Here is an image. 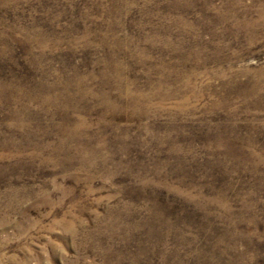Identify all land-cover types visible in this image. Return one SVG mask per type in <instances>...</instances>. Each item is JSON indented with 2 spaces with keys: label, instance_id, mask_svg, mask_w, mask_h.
Here are the masks:
<instances>
[{
  "label": "rangeland",
  "instance_id": "1",
  "mask_svg": "<svg viewBox=\"0 0 264 264\" xmlns=\"http://www.w3.org/2000/svg\"><path fill=\"white\" fill-rule=\"evenodd\" d=\"M0 264H264V0H0Z\"/></svg>",
  "mask_w": 264,
  "mask_h": 264
},
{
  "label": "bare ground",
  "instance_id": "2",
  "mask_svg": "<svg viewBox=\"0 0 264 264\" xmlns=\"http://www.w3.org/2000/svg\"><path fill=\"white\" fill-rule=\"evenodd\" d=\"M254 28V27H253ZM260 33V32H259Z\"/></svg>",
  "mask_w": 264,
  "mask_h": 264
}]
</instances>
